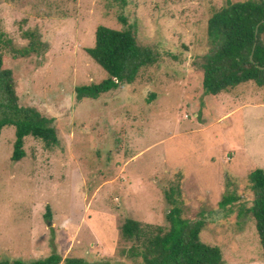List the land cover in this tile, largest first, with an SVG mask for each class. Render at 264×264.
Here are the masks:
<instances>
[{"label": "rangeland", "instance_id": "374dc122", "mask_svg": "<svg viewBox=\"0 0 264 264\" xmlns=\"http://www.w3.org/2000/svg\"><path fill=\"white\" fill-rule=\"evenodd\" d=\"M225 3L0 0V31L11 41L1 56L18 103L53 119L59 139L49 150L26 137L14 162L15 129L0 133V263L57 254L141 264L122 254L132 243L120 227L125 219L166 226L165 193L178 183L181 217L204 223L200 240L217 246L225 264H264L241 211L254 199L249 174L264 171V91L249 82L209 96L202 87L207 22ZM98 26L132 27L158 60L133 84L77 101L76 87L107 78L86 53ZM29 44L35 50L21 58L16 50ZM228 195L241 198L231 215L219 207Z\"/></svg>", "mask_w": 264, "mask_h": 264}, {"label": "trees", "instance_id": "16d2710c", "mask_svg": "<svg viewBox=\"0 0 264 264\" xmlns=\"http://www.w3.org/2000/svg\"><path fill=\"white\" fill-rule=\"evenodd\" d=\"M121 21L126 25L124 19ZM26 36L36 39L30 33ZM263 36V0L236 3L226 0L225 5L211 15L206 29L209 50L201 63L202 87L206 95L217 96L249 82L264 91ZM10 45L11 41L0 31V133L8 126L15 129L11 160L17 162L25 156L23 146L26 137L41 141L49 150L59 146V139L53 127V119L43 116L33 107L19 105L12 72L4 69L1 56V50ZM34 50V45L29 44L26 49L16 52L22 58ZM86 53L107 74V78L99 84L76 87L74 92L77 101L97 99L120 86L133 84L142 69L153 66L158 60L151 48L138 45L130 26L123 30L98 26L94 33V46L87 49ZM249 182L254 199L249 207L241 211L254 223L264 259V171H252ZM180 193L178 183L165 193V199L171 206L166 215V226L124 220L120 227V237L132 245L122 251L123 255L132 260H140L141 264H225L217 246H209L200 240L204 223H191L181 217L182 212L176 207ZM240 200L235 195L223 196L219 207L225 208L228 215H231L234 204ZM44 217L51 220L49 207H46ZM0 264L25 263L14 261ZM29 264L90 263L80 258H66L62 261L57 254H51Z\"/></svg>", "mask_w": 264, "mask_h": 264}, {"label": "water", "instance_id": "95a60500", "mask_svg": "<svg viewBox=\"0 0 264 264\" xmlns=\"http://www.w3.org/2000/svg\"><path fill=\"white\" fill-rule=\"evenodd\" d=\"M264 1V0H263ZM250 61L252 62L253 60H252V55L250 56ZM262 69V68H261Z\"/></svg>", "mask_w": 264, "mask_h": 264}]
</instances>
